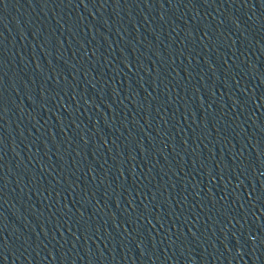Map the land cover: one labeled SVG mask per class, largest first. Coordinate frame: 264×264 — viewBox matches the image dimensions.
I'll return each instance as SVG.
<instances>
[{
  "label": "water",
  "instance_id": "1",
  "mask_svg": "<svg viewBox=\"0 0 264 264\" xmlns=\"http://www.w3.org/2000/svg\"><path fill=\"white\" fill-rule=\"evenodd\" d=\"M0 264H264V0H0Z\"/></svg>",
  "mask_w": 264,
  "mask_h": 264
}]
</instances>
